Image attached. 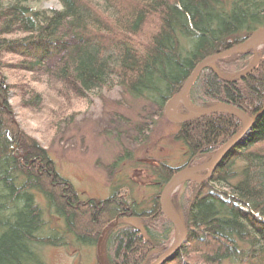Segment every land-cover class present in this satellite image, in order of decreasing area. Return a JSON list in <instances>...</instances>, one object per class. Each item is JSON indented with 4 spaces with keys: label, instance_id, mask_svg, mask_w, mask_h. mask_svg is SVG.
Returning <instances> with one entry per match:
<instances>
[{
    "label": "trees",
    "instance_id": "obj_1",
    "mask_svg": "<svg viewBox=\"0 0 264 264\" xmlns=\"http://www.w3.org/2000/svg\"><path fill=\"white\" fill-rule=\"evenodd\" d=\"M43 1L60 8L44 9ZM260 27L264 0H0V52L19 55L27 73L82 98L120 87L159 115L202 59ZM187 99L201 109L232 105L252 121L206 179L184 181L170 196L186 236L162 264H264V42L204 68ZM242 127L228 112L178 123L173 139L186 148L185 161L149 167L155 191L147 200L121 185L104 199H81L46 149L20 129L0 65V264H44V247L100 241L97 264H151L175 236L160 208L162 188ZM45 214L61 225L51 226Z\"/></svg>",
    "mask_w": 264,
    "mask_h": 264
},
{
    "label": "rangeland",
    "instance_id": "obj_2",
    "mask_svg": "<svg viewBox=\"0 0 264 264\" xmlns=\"http://www.w3.org/2000/svg\"><path fill=\"white\" fill-rule=\"evenodd\" d=\"M39 5L44 9L60 8L54 1ZM262 44H251L250 48L259 50ZM20 61L19 55L0 52L1 73L15 120L22 131L46 149L57 172L81 199H104L112 188L121 185L122 190L131 188L138 201L147 200L155 191L149 167L162 161L176 167L184 163L186 148L173 139L177 123L166 118L164 109L159 115L155 108L131 98L120 87L82 98L50 77L27 73ZM38 93L39 101L33 98ZM182 111L186 112L179 102L170 116L187 114ZM201 174L203 177L206 172ZM45 218L51 226L62 223L55 215L51 218L45 214ZM97 245L47 246L40 255L44 264H97L104 257L102 242ZM170 245L158 252L162 255Z\"/></svg>",
    "mask_w": 264,
    "mask_h": 264
},
{
    "label": "water",
    "instance_id": "obj_3",
    "mask_svg": "<svg viewBox=\"0 0 264 264\" xmlns=\"http://www.w3.org/2000/svg\"><path fill=\"white\" fill-rule=\"evenodd\" d=\"M254 36H260L262 38V43L264 42V27L257 28L256 30L252 31L248 37L239 45L221 51L217 52L215 54H212L204 59H202L193 69L191 74L188 76V78L185 80L183 83L180 91L173 95L165 104L164 106V115L166 118L174 123H181L185 122L188 120H193L197 119L206 115L214 114V113H219V112H231L236 115H238L242 121H243V127L242 129L235 135L233 136L226 144H224L217 152H215L211 158L199 165L195 166H187L179 170L172 178L164 185V187L161 190L160 193V199H159V204L160 208L162 211L163 216L168 220L172 226L175 229V237L173 239V242L171 243L170 247L166 249L161 256H159L154 262L151 264H162L165 260L171 258L173 256V253L179 248V246L182 244V242L185 239L186 236V228L181 222V220L174 214V213H169L165 209V203L169 201V195L171 191L178 187L182 182L184 181H193L195 183H199L206 179L217 162L230 150L231 147H233L241 136L243 135L244 132L247 131L251 124V118L244 113L242 110L226 104H217L210 106L208 108H196L195 109H190L189 107L186 106L185 102L188 101L187 99V92L196 79V77L199 75V73L206 67L210 66L212 63L219 61L225 57L235 55V54H240L243 52L245 49L249 48L252 42V39ZM173 100H178L183 107V109L187 112L186 115L180 117V118H172L169 113V106L172 103ZM201 172H206L205 176L202 178H198V175ZM99 247V245H97ZM99 253V251H98ZM100 262L102 263V259L100 258Z\"/></svg>",
    "mask_w": 264,
    "mask_h": 264
},
{
    "label": "bare ground",
    "instance_id": "obj_4",
    "mask_svg": "<svg viewBox=\"0 0 264 264\" xmlns=\"http://www.w3.org/2000/svg\"><path fill=\"white\" fill-rule=\"evenodd\" d=\"M261 43H262V38L260 36H254L253 39H252V42H251V44L254 45V46H259ZM178 104H179L178 100H173L172 103L169 106V113H171L172 110L175 109ZM185 104L190 109H195L194 106L189 101H186ZM228 113H231V112H228ZM165 209L169 213H173L171 208H170V206H169V204H168V201L165 203Z\"/></svg>",
    "mask_w": 264,
    "mask_h": 264
}]
</instances>
